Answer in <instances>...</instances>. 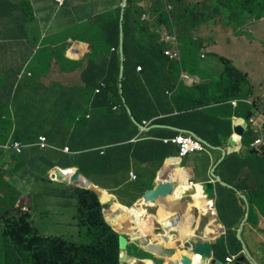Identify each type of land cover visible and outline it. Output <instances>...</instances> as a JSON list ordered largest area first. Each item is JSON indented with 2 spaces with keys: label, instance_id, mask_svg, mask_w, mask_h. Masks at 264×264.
Listing matches in <instances>:
<instances>
[{
  "label": "crops",
  "instance_id": "1",
  "mask_svg": "<svg viewBox=\"0 0 264 264\" xmlns=\"http://www.w3.org/2000/svg\"><path fill=\"white\" fill-rule=\"evenodd\" d=\"M133 1L138 6H143V0ZM201 2L203 0H195V4ZM183 4L186 5L185 0ZM119 6L122 10L119 0H36L35 14L41 15V24H44L46 30L47 49L50 50L47 56L35 59V48L0 41V77L5 73L12 74V71L18 68L17 59L21 57L22 72L17 75L15 72L21 83L24 81L21 75L23 77L25 73L27 77H31L27 73H30L31 69L36 72L37 64L42 65L47 73V79L44 80L46 88H43L42 79H31L29 90H26L23 96L28 92L36 98L62 100V106L60 103L47 102V109L43 111L41 120L36 118V109L32 108L31 115L30 105L26 114L20 115V108L15 113L9 106L7 86H3L0 79V101L8 104V108H0V145L10 142L15 131L29 141L42 136L48 139L50 145L47 151H42L33 146L32 142L22 143L26 147L21 162L9 159L8 154L0 153L3 155L0 159V169L9 173L3 174L4 181L11 182L15 192L20 195V200H23L21 207L24 206L28 210L30 207L27 200L32 195L48 192V221L57 215L63 218V228L76 230L78 203L77 193L72 189L79 185V189L95 192L103 210L114 218L116 209L110 211L109 205L112 206L115 202L118 204L119 217L123 211L127 214L125 209L140 210V201L144 194L156 188L162 174H165L164 178L167 176L168 183L179 182V186L174 189V199H177L176 196H182V193L177 191L191 190L189 183H193L200 190L199 186L212 182L214 197L211 201V213L204 214L201 211L202 206L198 198H195L193 207L185 206L176 211H172L175 206L167 208L162 200H159L162 209L171 215L164 221L168 224V231L175 230L171 232V237L169 232L160 238L154 237V230L150 229V225L161 233L163 223L154 219L150 221V214L146 216L142 212L134 211L128 215L129 219L136 220L134 225L144 232L139 238H132L131 232L128 233L129 242L136 244L133 251L145 254L140 241L144 236L155 243L163 242L166 247H174L188 239L190 243L206 240L211 244L212 257L217 261L216 264H264V161L249 155L247 149L242 146L241 139L248 123L234 114L238 103L233 104V100L226 104L196 107L195 97L187 96L180 98L175 106L170 99L171 94L173 98L177 96L178 93L174 91L181 85L195 88L210 83L214 78L211 72L214 61L199 60L203 66L198 69H183L180 66L178 71L175 70V75L169 73L167 68L154 69L157 66L152 67L149 64L147 74L143 78L146 87L141 91L142 95L146 96L142 104L144 109L139 110L137 106L142 103L139 101L138 90H128L138 122L128 108L127 116L141 126H137V132L132 129L125 116L112 122L100 118L98 123H94L96 127L93 128L91 137L84 142L81 127L75 128L73 121L62 120L66 115L82 114L85 111L90 102L85 96V82L99 80L98 75H93L109 67L112 50L104 46L94 60H91V46H101L106 35L100 18L101 11L116 10ZM121 14L122 11L120 17ZM194 32L196 35L197 30ZM207 46L211 48L209 43L204 42L195 53H184L182 50H193L196 47L182 43L179 47L181 56L184 58L185 55L190 65L194 64L191 55L207 58L203 57ZM5 52H8V56ZM184 74L189 75L191 81L186 80ZM89 76L98 79H91ZM253 86L254 94L250 101L259 98L253 118L258 124L264 125V96L261 97L258 94L260 91L254 84ZM260 89L264 90V83ZM194 94L200 96L199 93ZM148 103L150 107H144ZM101 127L107 130V134L103 135ZM238 127L242 128V135L236 133L235 128ZM6 131H9V135L4 139L2 134ZM180 131L192 132L201 138L205 150L191 154L185 157V160L178 159L177 146L165 144L164 140L173 138ZM70 143L77 149L67 152V144ZM120 146L127 147L118 149ZM90 147L93 148L92 151L85 153ZM32 171L45 174L44 179L47 177L48 184L43 183L44 179L41 180L38 175L34 176ZM132 174L137 177L136 181L131 179ZM1 198L2 195L0 200ZM183 202L181 203L184 205L185 201ZM6 206L8 207V204ZM150 209L162 212L160 208ZM126 221L127 219L120 218L115 224L126 227ZM77 233L69 232L68 235ZM219 239H223L222 244L215 247V242ZM135 252L134 256L139 257ZM227 257H231L233 261L225 262ZM242 257L245 258L241 259Z\"/></svg>",
  "mask_w": 264,
  "mask_h": 264
},
{
  "label": "trees",
  "instance_id": "2",
  "mask_svg": "<svg viewBox=\"0 0 264 264\" xmlns=\"http://www.w3.org/2000/svg\"><path fill=\"white\" fill-rule=\"evenodd\" d=\"M159 1L162 2L163 0H155V3H159ZM210 1L197 13L200 14V19H202V21L205 22V20L208 19L206 25L209 27V32L214 29L217 23H224L226 27L235 29L236 34L245 36V32L241 30L243 23L248 24L252 19L256 22L264 19V0ZM119 2L122 3V0H119ZM164 2L166 5H163V10H160L159 5H156V17L151 15L150 18L148 17L147 21H142L141 16L145 12L144 9L135 4L133 0H127L124 20L122 21L123 61H121L119 53L121 39V6L116 10L107 9L101 11L100 18L104 24L103 31L106 35L101 46L98 44H96V46H91L90 59L93 56L91 60H94L99 50L106 46L112 50L110 53V65L106 70L101 69L93 75H98L99 80L85 82V96L88 97L90 101L85 111L82 114H69L62 118V120L65 121H73L72 124H74L75 128L81 127L80 129L83 130V132H81L83 133L84 142L88 137H91L90 134L93 128L96 127L94 123H98L100 118L112 122L114 119L125 116L132 129L136 132L138 131L137 126H135L127 116L128 108L132 111L133 117L136 119L135 110H133L134 108L131 104L128 90L132 89L133 92L138 90L137 94L140 96L139 101L141 100L142 103H139L137 106L139 110L144 109L142 104L146 96H143L141 91L145 90L144 88L146 87L143 83V78L147 74L146 70L149 64L152 67L157 66L154 69L163 70L167 68L172 75H175V70L178 71L180 66L183 69H198L201 67V61L199 60H202V58H198L195 54L194 56L191 55L194 64L190 65L187 63L185 55L180 61H172L164 56L163 51L165 50V43L161 41V38L156 33V30L159 31L162 29V26H165L169 31H173L174 27L178 28L179 40L183 42V45L188 44L189 47H196V49L193 50L183 49L182 52L184 51V53H195L204 45V42L201 43L200 37L198 38L194 32V30L199 28V25L192 16H189V14L194 12L192 10L193 7L184 5L183 0H164ZM35 4L36 0H17V2L12 0H0V41L2 43L11 44L14 42L19 45H26L27 47L31 46L35 48V59H38V57H46L50 50L47 49V38H45L46 30H44V24H41V15L35 14ZM221 4H224L223 9L225 10L222 9ZM169 6L173 8L172 11H169ZM197 6L202 5L198 4ZM215 14L224 15H222L221 20H217ZM191 30L192 32L190 33ZM196 43L198 45H195ZM250 46L253 48L252 45ZM5 53H7L6 56H8V52ZM215 55L217 56V60L224 66V71L218 77L212 78L210 83H204L195 88H187L181 85L174 91L178 93L177 96L173 98V95L170 93V99L176 106L180 98L187 96L191 98L195 97L196 107L201 105L210 106L226 104L237 99L239 103L234 114L248 121L255 115L259 100V98H256L251 100L250 103L245 102L250 100L254 94L255 87L253 86L250 76L235 67L229 59L217 54ZM205 57L206 55H204V58ZM19 59H17V63H19L18 68L16 67V70L12 71V74L5 73L0 77L3 86H7L8 89L9 96L7 97V102L15 113L19 108L21 109V102L24 99H28V97L36 98L34 95H29L28 92H26L27 94L25 93L27 98L23 96V93L29 90L28 85L31 83V79L35 78L34 75L36 72L31 69L29 70L31 72L27 73L30 74L31 77H27L25 73L23 77L21 75L22 80L24 79L21 83L18 76H15V72L16 75L17 73L20 74L23 68V58L19 57ZM122 63L124 65V71L123 77L120 79V66ZM138 67H141V71L137 70ZM152 71L155 72L154 70ZM90 78L98 79V77ZM102 84L105 86L104 88H101ZM99 88L101 92L100 94H96V90ZM195 92L197 94L199 93L200 96L197 97V95L194 94ZM167 97L166 95L165 98ZM123 99H125V104ZM30 103L33 104V110L37 109L35 101H30L28 105H30ZM2 106L8 108V104H4L0 101V108H2ZM144 107H150V104L148 103ZM39 108L42 111L45 109L42 103ZM87 115L89 116L88 119L86 118ZM101 129L103 135L107 134V130H104L103 127H101ZM82 133H80V136ZM177 134L178 133H176V135ZM8 135L9 131L2 134L4 139H7ZM256 136V128L248 124L246 131L243 133L241 143L242 146L247 149L249 155L256 156L258 157L257 159L264 161V148H262V150L259 149V151L249 149V143ZM26 142H32L31 144L39 149L37 146L39 143L37 138L29 141L24 139L18 131H15L12 140L4 144L9 148L4 154L10 155L9 159L11 160L21 162L22 153L26 147L22 145V143ZM14 144H18L21 147V152L19 154H17L13 148L10 149ZM67 146L70 151H75L77 149L75 146H72L71 143L67 144ZM126 147L127 146H120L117 148L123 149ZM92 149L93 148L90 147V149L87 150L88 152L85 151V153H89ZM177 155L178 159H180L178 149ZM2 157L3 155H0V159ZM3 174L9 175V173L0 169V195L3 197L0 200V264H118V238L120 234L114 230L124 228V226L114 224V230H112L106 225L103 219V207L95 192L88 189H72V191L77 193V234L83 239L81 242H75L64 236L43 235L35 225L32 209L29 208V213H24L20 208L12 206L16 203L18 198L20 199V195L15 192L10 181H8V183L4 181ZM35 175H38L41 180L46 176L39 172H34V176ZM46 178L42 182L48 184V179ZM46 196L48 197V192H46ZM38 197L39 196L32 195L29 200H31V198L37 199ZM5 204H8V207ZM1 207H7L8 209H1ZM117 210L118 206L116 215H118ZM222 241L223 239L217 240L215 242V247L220 246ZM129 244L131 243L129 242ZM132 246L136 247V244ZM128 247L129 246H127V248ZM130 254L134 256V253ZM131 262L132 261L129 263Z\"/></svg>",
  "mask_w": 264,
  "mask_h": 264
},
{
  "label": "rangeland",
  "instance_id": "3",
  "mask_svg": "<svg viewBox=\"0 0 264 264\" xmlns=\"http://www.w3.org/2000/svg\"><path fill=\"white\" fill-rule=\"evenodd\" d=\"M210 0H203L201 2L202 6H197L195 4V0H185V4L188 6H192V14H189V16H192L196 23L199 25V28H197V34L196 36L200 37V42H207L211 45V48H208L206 50V59H202V61L206 62L208 59L211 61H214V64L211 65V72L213 77H218L223 71L224 66L222 63H220L217 60V55L221 57H225L232 61L235 67L240 69L241 71L247 73L250 76V79L252 83L256 86V88L260 91L258 92L261 97L264 96V90L260 89V86L262 83H264V19L261 21L256 22L254 19H252L248 24L243 23V27L241 30L245 32V36L236 34L235 29L232 27H226L225 24H216L214 29L209 32V27L206 25V22H208V19L205 20V22H202V19H200V14H197L200 12V9L205 7L209 3ZM211 2V1H210ZM141 3H143L141 6L146 12L151 13L152 16L156 17V5H159L160 10H163V5H166L164 0L159 3H155V0H143ZM213 3V2H212ZM235 3V2H234ZM123 4V3H122ZM196 5L194 7L193 5ZM229 4V2H228ZM37 7V6H36ZM221 7L223 9L224 4H221ZM123 8V5H122ZM169 8V7H168ZM227 8L229 9L228 5ZM172 7L169 8V11H172ZM225 10V9H223ZM122 11V10H121ZM222 15H216L217 20L222 19ZM201 20V21H200ZM146 21V20H144ZM219 22V21H218ZM164 34L167 35H173L175 33L178 34V28L174 27V32L169 31L165 26H162ZM161 29V30H162ZM237 30V29H236ZM152 31V30H151ZM209 32V33H208ZM156 33L159 35H163L161 31L156 30ZM195 45H198L197 43ZM218 47H214V46ZM252 45L253 48L250 46ZM93 59V56L91 57ZM210 65V64H209ZM200 66L202 65V62H200ZM36 73L35 78L42 79L43 81V88H46V84L44 82L45 79H47V73L44 70V67L42 65L37 64L35 66ZM28 80V79H26ZM25 98H27L26 94L24 95ZM30 101H35V104L37 105L36 113H37V119L41 120L43 118L42 113L44 112L39 108L41 106V103L44 106V110L47 108L45 107V104L47 102L49 103H60L62 106V100H57L56 98H53L51 100H47V98H31L28 97V99H24L22 101V107L19 110V114L22 113L26 114V109L28 107V104ZM31 115H32V106L31 104ZM1 152V150H0ZM187 158H183L185 160ZM227 186V185H225ZM228 188H231L230 186H227ZM35 191V189L33 190ZM46 193V192H45ZM45 193H41L37 199L31 198V200H27L30 209H32V213L34 215V221L35 225L40 232L45 236H60V237H66L70 240H74L75 242H81L83 239L79 237V234H70V232H76L77 230L75 228L70 229L69 227L63 228V218L58 217L57 215L50 221H48V198ZM35 199V200H34ZM23 200H18L16 203L12 206H22ZM130 204H128L129 206ZM7 208V207H6ZM4 207H1V209H6ZM8 209V208H7ZM56 212V211H55ZM122 215H125V212L121 213ZM120 218H118L119 220ZM62 224V225H61ZM135 247L132 246V244L129 245L127 252L128 253H134L133 251ZM150 256V255H149ZM161 260V259H160ZM128 262L133 261V259L128 258ZM131 264V263H130Z\"/></svg>",
  "mask_w": 264,
  "mask_h": 264
},
{
  "label": "water",
  "instance_id": "4",
  "mask_svg": "<svg viewBox=\"0 0 264 264\" xmlns=\"http://www.w3.org/2000/svg\"><path fill=\"white\" fill-rule=\"evenodd\" d=\"M123 4V8H122V14L120 17V21H121V39H120V55H121V61H123V23L122 21L124 20V11H125V7L127 6V0H123L122 2ZM123 71H124V65L123 63L121 64L120 67V79H122L123 77ZM122 87V85H121ZM133 123L138 126L139 128H141L140 125H137L136 122L133 119ZM236 133L238 135H242L243 131L241 127L235 128ZM182 133H187L192 135L194 138L198 139L200 142H202L201 138H199L197 135H195L192 132H188V131H180ZM231 143L234 144V141L231 140ZM162 178H160L157 182V186L154 190L146 192L142 198V200L145 203V207L148 208H143L145 209V215H149L150 221L152 219L160 222L163 216V212H158V211H153L152 209L149 208L150 204L152 205H157L159 200H164L167 197H170L171 195L174 194L175 192V188L179 186V182H172V183H168L167 180V176L164 178L165 174H162ZM167 175V174H166ZM213 178H215L214 175H212ZM193 178V175L190 176V179ZM218 180V179H217ZM219 181V180H218ZM178 185V186H177ZM228 186V185H227ZM203 187V193L204 196L206 198V200H204L202 202V204H206L209 201L213 200V184L212 182H206V184L202 185ZM76 188H80V185L77 186ZM196 192L194 190H189V192H187L186 194H183V198L185 201V204H189L191 207L193 206V201L190 199V197L192 199L195 198ZM183 202V201H182ZM184 203V202H183ZM183 203H178V206L183 205ZM118 204L115 202V204H113L112 206L109 205L108 209H110V211L117 209ZM107 209V210H108ZM127 212V214L122 215L120 214V218H124L127 219L126 223L127 226H133L134 223L136 224V220H134V218H128V215H130L133 211H135V209H125ZM118 214V213H117ZM119 218V214L114 216V218L112 217L111 214H105L104 215V220L107 226H109L112 230H114V224L116 223L117 219ZM161 223H164V220L161 221ZM166 226H168V224L166 225H162V230L161 233L157 232L156 229H154V235H163L166 232H169V236L171 237V232H175V230L173 231H168L166 229ZM134 227V226H133ZM117 231V230H116ZM129 232H119L120 236L118 238V250H119V258H118V264H129L128 263V254L126 252V247L127 244L129 242ZM237 237L239 238V236L237 235ZM164 239V238H163ZM166 240V238H165ZM164 240V241H165ZM143 250L153 256H156L158 258H164L166 259L169 264H209V262L211 264H216L217 261L215 259H213L212 257V247L211 244L208 241H196L193 244H191L188 240L183 241L182 243H177L176 246L174 247H166L163 242L162 244L160 243H155L153 241H149L148 238H146L145 236L142 237V239L140 240ZM189 244H191L192 246H190ZM245 257H242L241 259H244ZM135 261V264H148V260H143V259H136L133 258ZM250 259V258H249ZM196 260H198L196 262ZM151 263L153 264V262L151 261ZM134 264V263H133ZM157 264H162V263H157Z\"/></svg>",
  "mask_w": 264,
  "mask_h": 264
},
{
  "label": "built area",
  "instance_id": "5",
  "mask_svg": "<svg viewBox=\"0 0 264 264\" xmlns=\"http://www.w3.org/2000/svg\"><path fill=\"white\" fill-rule=\"evenodd\" d=\"M167 39L169 40V42H172L174 45H176V43L173 42L174 38L170 39L169 37H167ZM165 55L170 56L171 59L172 58H179V53H178L176 48L167 49L165 51ZM138 69L141 70L140 67ZM184 78L186 80H190V76L187 74H184ZM233 104H236V101H234ZM250 123H253V121L250 120ZM144 125H146V122L144 123ZM164 143L165 144H167V143L175 144L178 147L180 159L187 157L191 154L204 151V149H205L204 145L198 139L194 138L192 135L187 134V133H178L173 138L165 139ZM249 146L251 149H255V150H258V149L262 150V148H264V130L250 143ZM39 147H40V149H43V150L47 148L46 139L39 138ZM12 148L16 151L17 154H19L21 152V147L18 144H14L12 147H10V149H12ZM2 149L4 151H7L9 148L4 146V147H2ZM66 151L68 152L69 150L66 149ZM131 179L133 181L137 180V178L134 175H131ZM188 186L190 189L193 188V189L197 190V187H195V185H193V183H189ZM199 188H200V193L198 196H196V198H198V200L202 203V201L205 200L206 198L203 194V189H202L203 187L200 186ZM193 202H194V200H193ZM196 209L198 211L200 210L198 208H196ZM212 209H213L212 203H211V201H209L203 205L201 211L204 214H208V213L212 212ZM225 261L230 263V262H232V258L227 257V258H225Z\"/></svg>",
  "mask_w": 264,
  "mask_h": 264
},
{
  "label": "clouds",
  "instance_id": "6",
  "mask_svg": "<svg viewBox=\"0 0 264 264\" xmlns=\"http://www.w3.org/2000/svg\"><path fill=\"white\" fill-rule=\"evenodd\" d=\"M198 4H201V3H197L196 5H198ZM196 5L194 4L193 6L194 7H196ZM171 6H169V8H170ZM168 8V9H169ZM145 11V10H144ZM150 16H151V13H149V12H144L143 14H142V16H141V19H142V21H144V20H148V17L150 18ZM192 26V25H191ZM159 31H161L162 32V34L163 35H160V38H161V41L163 42V43H165V50L163 51V54H164V56H166V57H168L170 60H172V61H175V60H177V61H180L181 59H182V56H181V52H180V43H182L183 44V42H181L180 40H179V35L177 34V33H175V34H173V35H167V34H164V32H163V29L161 30H159ZM172 32H174V30L172 31ZM167 37H169L170 39H172V38H174L173 39V42L174 43H176V45H174L172 42H169V40L167 39ZM180 42V43H179ZM172 48H176L177 49V51H178V53H179V58H170V56H167V55H165V51L167 50V49H172ZM119 52H120V47H119ZM121 56V55H120ZM204 57V56H203ZM121 67V66H120ZM139 68V67H138ZM137 68V70L138 71H141V70H139ZM141 68V67H140ZM105 86L102 84L101 85V88H104ZM100 92H101V89L99 88V89H97L96 90V94H100ZM121 93H122V90H121ZM123 101H124V99H123ZM233 101V100H232ZM234 101H236V104L237 103H239V100H234ZM233 101V102H234ZM245 101V100H244ZM125 102V101H124ZM246 103H250L251 101L250 100H248V101H245ZM114 110H116V109H114ZM255 113H256V111H255ZM254 117V116H253ZM86 118L88 119L89 118V116L87 115L86 116ZM254 119L255 118H250L248 121H247V123L248 124H250L252 127H255L256 128V130H257V136L264 130V125H262V124H258L256 121H254ZM250 120H252L253 121V123H250ZM246 127H247V125H246ZM180 133H182V132H180ZM176 136V135H175ZM256 136V137H257ZM255 137V138H256ZM39 138H44V137H42V136H40ZM39 138L37 139L38 140V142H39ZM254 138V139H255ZM44 139H46V145H47V148L46 149H40V147H39V143L37 144V146L39 147V150H42V151H47L49 148H50V145H49V143H48V140H47V138H44ZM253 139V140H254ZM252 140V141H253ZM251 141V142H252ZM250 142V143H251ZM202 143V142H201ZM250 143H249V145H250ZM175 145V144H174ZM4 146H6V145H3V146H0V150H1V152H3V153H6V151H4L3 149H2V147H4ZM178 148V147H177ZM68 150H69V148H67ZM249 149H251L250 148V146H249ZM252 150V149H251ZM253 150H255V149H253ZM255 151H259V149L258 150H255ZM185 158V157H184ZM133 175V174H132ZM136 177V176H135ZM137 178V177H136ZM200 187V186H199ZM200 189V188H199ZM203 189V188H202ZM191 190H194L195 192H196V195H195V198H196V196L197 195H199L198 193H200V190H198V188H197V190H195V189H191ZM188 191H186V192H183L182 193V196L181 197H179V199H178V201L177 202H182L183 200H184V198H183V194H186ZM204 194V193H203ZM195 198L194 199H191V197H190V199L193 201V200H195ZM206 200V199H205ZM204 201V200H203ZM194 203V202H193ZM19 208L24 212V213H29V210L27 209V208H24V206H23V208L21 207V206H19ZM130 209H133V208H130ZM26 210V211H25ZM106 214V211L105 210H103V216ZM120 218V217H119ZM104 219V218H103ZM122 219V218H121ZM105 221V220H104ZM115 232H118L119 233V231H116V230H114ZM129 243V242H128ZM191 244H193V243H191ZM191 244H189V245H191ZM128 246V245H127ZM192 246V245H191ZM126 252H127V247H126ZM130 258V257H129ZM232 261H233V259H232ZM226 262V261H225ZM228 263V262H227ZM231 263V262H230Z\"/></svg>",
  "mask_w": 264,
  "mask_h": 264
},
{
  "label": "bare ground",
  "instance_id": "7",
  "mask_svg": "<svg viewBox=\"0 0 264 264\" xmlns=\"http://www.w3.org/2000/svg\"><path fill=\"white\" fill-rule=\"evenodd\" d=\"M187 187V186H186ZM177 192H179V193H183V191H181V190H179V191H177ZM180 197V196H179ZM179 197H177L176 196V198L178 199ZM177 199H174L173 198V195H171L170 196V199H164V200H162V203L165 205V206H167V208H168V206H175L174 208H173V210L172 211H176V210H178V209H183L185 206H188L189 208H191V206L189 205V204H184V205H181V206H178V204H177V202H176V200ZM173 200H174V202H173ZM178 201V200H177ZM203 202V201H202ZM179 203V202H178ZM199 204L203 207V204L199 201ZM194 205V204H193ZM140 206H141V209L139 210V209H137V210H135V211H139V212H142V213H144L145 214V212H144V210L145 209H143V208H147V207H145V203H144V201L142 200V201H140ZM152 207H154V208H160L161 210H162V212H163V216H162V219H161V221H165L166 219H168L169 217H171V215L170 214H168V212H167V210H164V209H162V206H161V204L160 203H158L157 205H152V204H150V206H149V208H152ZM193 207V206H192ZM134 212V211H133ZM144 214H142V218L144 217ZM147 216V215H146ZM141 218V219H142ZM148 218V217H147ZM141 219H140V222H141ZM163 224H166L165 222L163 223ZM145 225H148V223L146 224L145 223ZM134 226V227H133ZM132 227L131 226H127V224H126V227L124 226V228H121V230H117V231H120V232H131V237L132 238H139V237H141V236H143L144 235V232H143V230H141L138 226H136V225H133ZM152 228V230H154V228L152 227V225H150V229ZM153 235H154V233H153ZM162 235H154V237H158V238H160ZM151 239L153 240L154 238L153 237H151ZM169 241H172V239H170ZM172 243H173V241H172ZM168 247H171L170 245L168 246ZM133 259V258H132ZM135 260L133 259V261L131 262V264H133V263H135L134 262ZM198 260H196V262H197ZM129 263V262H128ZM148 264H152L151 263V261L150 260H148V262H147Z\"/></svg>",
  "mask_w": 264,
  "mask_h": 264
},
{
  "label": "flooded vegetation",
  "instance_id": "8",
  "mask_svg": "<svg viewBox=\"0 0 264 264\" xmlns=\"http://www.w3.org/2000/svg\"><path fill=\"white\" fill-rule=\"evenodd\" d=\"M128 245V244H127ZM143 251V250H142ZM135 253H137V255L139 257H136V256H132L130 253L127 252L128 254V257L130 258H136V259H143V260H150L153 262V264H157V263H162V264H169V262L164 259V258H158L156 256H153L147 252H143L145 254H141L139 251H136ZM150 255V256H149ZM161 259V260H160ZM130 264V263H129ZM135 264V263H134Z\"/></svg>",
  "mask_w": 264,
  "mask_h": 264
}]
</instances>
